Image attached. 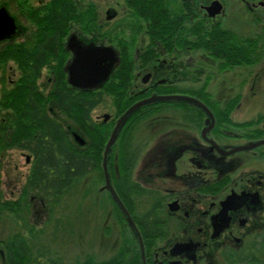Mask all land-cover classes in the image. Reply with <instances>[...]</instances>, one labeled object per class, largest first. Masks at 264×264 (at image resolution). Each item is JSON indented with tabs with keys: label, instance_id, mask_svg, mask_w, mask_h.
<instances>
[{
	"label": "flooded vegetation",
	"instance_id": "1",
	"mask_svg": "<svg viewBox=\"0 0 264 264\" xmlns=\"http://www.w3.org/2000/svg\"><path fill=\"white\" fill-rule=\"evenodd\" d=\"M27 1L0 0L19 28L0 40V48L29 40L34 24L27 5L51 0ZM68 1L73 16L62 40L65 77L72 35L85 45L108 47L118 59L108 79L86 91H102L122 58L132 60L120 100L125 109L120 112L118 101L103 93L97 106L110 102V111L94 117L96 106L90 113L94 123L109 126L97 172L103 183L99 192L112 199L103 153L128 107L152 93L190 96L205 107L177 100L144 104L123 124L109 151V180L123 203L121 194L127 192L133 203L127 210L140 238L130 226L127 230L132 246H144L145 264H264V0ZM147 3L173 18L174 35L152 31V19L144 18ZM206 41L211 51L205 50ZM250 43L256 52L249 53ZM233 46H242V52ZM250 55L254 60L248 62ZM240 56L235 64L233 58ZM242 71L251 74L246 84L234 80ZM52 74L41 69L42 90L49 88ZM43 76L46 81L40 82ZM69 124L72 138L79 133L87 146V137Z\"/></svg>",
	"mask_w": 264,
	"mask_h": 264
},
{
	"label": "trees",
	"instance_id": "2",
	"mask_svg": "<svg viewBox=\"0 0 264 264\" xmlns=\"http://www.w3.org/2000/svg\"><path fill=\"white\" fill-rule=\"evenodd\" d=\"M27 2L20 0L22 5ZM149 5L144 18L152 19V31L156 33L160 30L162 33L174 35L177 27L172 26L173 18ZM27 15L34 24L30 39L0 48V67L11 61L19 71L16 81L8 87L5 78H1L0 185L1 155L6 150L17 148L32 155L30 170L19 196L15 199H4L0 187V218L2 214L8 213L19 221H25L30 213V192L45 197L52 214L54 206L60 204L62 196L76 182L99 172L109 126L94 123L90 113L101 102L103 93L111 95L115 102L118 101L120 112L125 109L126 105L120 103V100H125L130 78L128 69L132 62L130 57H123L118 69L103 85L102 91L74 88L66 82L63 71L67 54L62 40L69 29L68 21L73 16L69 1L51 0L41 7L27 5ZM210 42H204L206 51L212 49ZM227 46H224L223 51ZM232 50L242 52V46H233ZM256 51L255 44L250 43L249 53ZM241 59V56L239 59L233 58L235 64L241 63ZM253 60L250 55L248 62ZM43 67L53 71V81L46 90H42L37 82ZM68 123L77 126L87 137V146L79 145L72 138L66 127ZM129 188H125V192ZM127 193L121 195L125 207L132 210L133 203L126 196ZM112 205L122 230L121 244L131 242L126 234L129 224L119 213L113 200ZM28 230L32 233L31 227ZM146 232L144 226L142 233L145 237ZM0 245L4 251V264H63L58 257L48 256L44 251L35 252L26 235L19 231L5 240H0ZM137 247L121 245L115 254L99 262L89 255L74 264H140Z\"/></svg>",
	"mask_w": 264,
	"mask_h": 264
},
{
	"label": "rangeland",
	"instance_id": "3",
	"mask_svg": "<svg viewBox=\"0 0 264 264\" xmlns=\"http://www.w3.org/2000/svg\"><path fill=\"white\" fill-rule=\"evenodd\" d=\"M30 2L35 4L39 0ZM16 15L19 16L18 13ZM18 19L21 21V17ZM18 74L16 65L11 61L0 67V88L1 78H5L8 87L16 81ZM238 74L233 75H236L235 82L239 80L244 83L245 81V84L251 76V74H246V71ZM227 80L228 83H232L231 80ZM45 81L46 78L43 76L40 82ZM216 83L218 80L210 83L212 88L216 87ZM109 103L97 106L92 112L93 116L108 113L111 109ZM66 125L70 134L68 128L70 124ZM27 157H29L28 162ZM31 163L32 155L26 150L13 148L1 155L0 187L4 199H15L19 196ZM97 175L94 172L76 182L62 196L60 204L54 206L52 214L48 200L42 195L30 192L28 195L30 213L25 221H19L8 213L2 214L0 240H5L14 232L19 231L26 235L29 245L35 252L44 251L48 256L58 257L63 264H74L77 260L82 261L89 255L99 262L115 254L121 245L131 247L132 242L120 244L118 240L120 224L115 215L112 199L107 191L99 192L98 187L103 183ZM30 227L32 233L28 230ZM126 234L130 239V235ZM0 249L2 251L0 252V264H4L2 261L4 251L1 247Z\"/></svg>",
	"mask_w": 264,
	"mask_h": 264
},
{
	"label": "water",
	"instance_id": "4",
	"mask_svg": "<svg viewBox=\"0 0 264 264\" xmlns=\"http://www.w3.org/2000/svg\"><path fill=\"white\" fill-rule=\"evenodd\" d=\"M18 29L19 28L14 20V17L5 7H0V40L5 38L10 39L13 35L19 32ZM68 47V49L72 51L73 57L64 66L66 80L70 86L80 90L86 91L100 87L108 79L115 63L118 61L114 52L108 47L95 46L92 44L85 45L81 41L77 40L74 35L69 37ZM168 100L188 101L205 108L199 100L190 96L180 94L152 93L150 96L132 104L120 115L111 131V135L106 143L103 153V165L106 172L105 188L109 190L113 201L123 213L132 232L137 238H140L138 229L136 228L127 208L109 180V175L106 168V160H108L109 151L116 140L121 127L135 110H137L140 106L150 102ZM74 140L79 145L84 144L82 136L77 132L74 133ZM138 248L140 252L141 263L145 264L144 246H138Z\"/></svg>",
	"mask_w": 264,
	"mask_h": 264
}]
</instances>
